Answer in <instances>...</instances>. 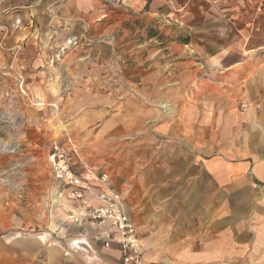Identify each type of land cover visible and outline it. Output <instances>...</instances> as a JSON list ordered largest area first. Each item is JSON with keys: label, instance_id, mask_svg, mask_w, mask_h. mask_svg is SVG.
<instances>
[{"label": "crops", "instance_id": "obj_1", "mask_svg": "<svg viewBox=\"0 0 264 264\" xmlns=\"http://www.w3.org/2000/svg\"><path fill=\"white\" fill-rule=\"evenodd\" d=\"M229 2L0 0V14L13 8L20 22L15 37L38 28L46 48L66 50L77 83L59 97L64 118L51 142L71 137L80 146L75 169L88 199L70 198L73 188L55 179L48 159L54 221L40 236H0V264H120L117 229L83 219L85 207L114 192L135 223L142 264H264V88L250 65L264 56V40L236 34V67L222 64L233 40ZM200 58L220 62L219 95L208 102L191 100ZM240 97L255 107L235 110Z\"/></svg>", "mask_w": 264, "mask_h": 264}, {"label": "rangeland", "instance_id": "obj_2", "mask_svg": "<svg viewBox=\"0 0 264 264\" xmlns=\"http://www.w3.org/2000/svg\"><path fill=\"white\" fill-rule=\"evenodd\" d=\"M236 3L240 10L236 9ZM229 8L225 17L230 19L229 24L233 22L230 31L233 40L232 45L224 50L226 58L222 64L236 67L237 38L253 37L257 32L259 38L264 40V0H230ZM13 11V8H9L0 14V236H40L48 232L54 221L47 213L50 210L47 203L54 189L47 151L52 144L51 136L57 130L55 125L64 118V106L59 105V97L64 98L72 92L70 90L77 83V78L69 75L62 61L66 50L46 48L44 37L40 35L41 30L36 28L35 22L31 27L36 28L37 36L29 35L26 40L15 37L20 22L18 19L11 20L15 15ZM219 23L213 21L208 26L209 29L212 27V33ZM183 34L181 32L179 36ZM236 34L239 37L236 38ZM209 39L221 41L215 34ZM48 55H52V58L45 62ZM30 57L36 59L28 65ZM38 58L42 61L37 63L35 60ZM263 58L257 55L250 63L251 66H258L255 76L258 79L257 88H264ZM191 66L198 68L192 77L191 100L212 101V97L219 95L215 88L220 86V75L217 76L215 72H220V62H204L200 58ZM229 82L234 85L231 79ZM254 107L251 99H234V109L237 111L247 113ZM80 143L87 150L92 148L90 141L80 140ZM97 143L93 142L99 145Z\"/></svg>", "mask_w": 264, "mask_h": 264}, {"label": "built area", "instance_id": "obj_3", "mask_svg": "<svg viewBox=\"0 0 264 264\" xmlns=\"http://www.w3.org/2000/svg\"><path fill=\"white\" fill-rule=\"evenodd\" d=\"M80 154V148L73 139L69 138L65 143L55 140L50 145L48 159L53 168L55 179L73 188L69 197L86 206L88 199L81 189L84 182L75 169V160L80 157ZM108 179V173L98 176L99 182L104 186ZM83 219L92 223L106 222L117 229L121 251L120 264H142L144 249L135 223L127 213L124 199L120 193L114 192L103 205L85 207ZM105 246L110 247V242H106Z\"/></svg>", "mask_w": 264, "mask_h": 264}, {"label": "bare ground", "instance_id": "obj_4", "mask_svg": "<svg viewBox=\"0 0 264 264\" xmlns=\"http://www.w3.org/2000/svg\"><path fill=\"white\" fill-rule=\"evenodd\" d=\"M165 106H167V104L165 105ZM168 110H169V108H167ZM171 110V109H170Z\"/></svg>", "mask_w": 264, "mask_h": 264}]
</instances>
